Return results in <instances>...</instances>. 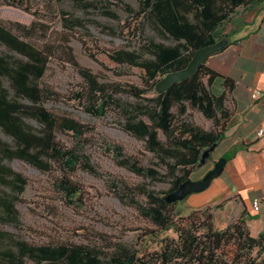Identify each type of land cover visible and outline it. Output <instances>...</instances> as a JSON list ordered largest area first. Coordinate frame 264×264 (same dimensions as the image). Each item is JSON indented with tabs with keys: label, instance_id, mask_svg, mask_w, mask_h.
<instances>
[{
	"label": "trees",
	"instance_id": "16d2710c",
	"mask_svg": "<svg viewBox=\"0 0 264 264\" xmlns=\"http://www.w3.org/2000/svg\"><path fill=\"white\" fill-rule=\"evenodd\" d=\"M136 1L142 24L170 42H150L145 46L149 59L126 49L109 55L118 65L145 71L149 89L132 87L129 90L143 103L133 108L123 107L114 98L117 88L110 89L102 78L79 68L75 61L72 65L86 80L84 111L94 117H104L110 107L124 110L128 119L125 130L144 141L148 150L165 165V175L153 169H148L146 175L167 180L171 185L168 194L190 178L205 149L224 139L232 118L228 101L234 83L205 64L195 76L172 85L165 93L150 99L142 96L154 89L159 77L186 68L198 50L226 38L220 29L239 8L264 0ZM85 5L90 7L91 3ZM64 21L71 28L82 24L79 19L65 18ZM34 27L0 22V46L6 49V53L0 54V187L3 189L0 221L5 222H18L16 200L27 186V179L7 162L20 161L42 173H49L56 164L74 171L80 156L60 145L57 134L73 133L80 139L89 130L72 117L53 114L44 107L50 92L41 86V81L57 48L33 42ZM190 109L213 121V127L206 130L189 120ZM159 132L164 134V142L159 139ZM223 157L229 161L227 156ZM82 159L83 166L92 171L87 158ZM136 171L143 173L144 169ZM58 187L71 199L79 195L69 179L61 180ZM144 194L147 201L140 207L141 213L159 230L152 237L158 239L159 232L168 231L177 236L162 238L158 251L141 253L121 244L111 252L96 245L34 244L0 231V264H264V232L257 238L252 237L243 216L219 230L210 207L177 216V203L167 204L153 191L145 190Z\"/></svg>",
	"mask_w": 264,
	"mask_h": 264
},
{
	"label": "rangeland",
	"instance_id": "374dc122",
	"mask_svg": "<svg viewBox=\"0 0 264 264\" xmlns=\"http://www.w3.org/2000/svg\"><path fill=\"white\" fill-rule=\"evenodd\" d=\"M87 3L91 6H86ZM138 11L136 0H0V22L34 25L32 41L42 47L57 48L41 81V86L50 92L44 107L89 128L80 139L73 133L57 134L60 145L80 156L74 171L56 164L49 173H42L20 161L7 162L27 179V186L16 200L18 222L0 221V231L34 244L96 245L105 252H111L118 244L141 253L153 252L160 250L162 238H177L173 231L159 232L158 239L152 237L159 230L140 209L147 201L145 190L164 197L170 189L167 180L146 175L148 169L165 175V165L148 150L144 141L125 130L128 119L124 110L110 107L104 117H94L84 111L86 80L72 65L75 61L79 68L102 78L110 89L117 88L114 98L123 107L133 108L143 103L129 90L132 87L149 89L145 71L118 65L109 58L114 51L126 49L149 59L144 48L150 42L170 44L142 24ZM65 18L79 19L82 24L77 28L66 27ZM1 53H6L2 46ZM156 96L153 89L142 97ZM188 114V119L196 125L206 130L213 127V121L205 119L200 112L190 109ZM159 139L166 140L162 132ZM83 156L92 171L83 166ZM219 159L211 155L204 166L194 169L190 179H202ZM137 168L144 172L138 173ZM64 178L77 188L76 198L65 196L59 189ZM198 196L201 193L178 202L176 215L186 216L196 210L194 202Z\"/></svg>",
	"mask_w": 264,
	"mask_h": 264
},
{
	"label": "crops",
	"instance_id": "0c3cea01",
	"mask_svg": "<svg viewBox=\"0 0 264 264\" xmlns=\"http://www.w3.org/2000/svg\"><path fill=\"white\" fill-rule=\"evenodd\" d=\"M220 33L229 43L206 65L234 83L228 101L232 118L213 153L229 161L194 208H212L219 230L243 216L257 238L264 232V138L257 135L264 126V2L239 8ZM217 85L221 89V81Z\"/></svg>",
	"mask_w": 264,
	"mask_h": 264
},
{
	"label": "water",
	"instance_id": "95a60500",
	"mask_svg": "<svg viewBox=\"0 0 264 264\" xmlns=\"http://www.w3.org/2000/svg\"><path fill=\"white\" fill-rule=\"evenodd\" d=\"M228 43V39L224 38L216 44L198 50L192 57L191 61L189 62L186 68L179 71L171 72L163 76L155 84L154 89L157 94H163L168 91L172 85L186 81L195 76L200 67L202 65H205L211 56L224 50ZM219 143L220 142H217L203 151L197 167L200 168L206 164V162L210 159L211 155H213V153L215 152ZM227 162V159L221 157L218 161L214 163V167L201 180L194 181L189 178L188 180L183 182L177 188V190L166 194L163 197L164 201L167 204H176L180 201H183L192 194L205 192L211 186L212 182L221 176L227 165Z\"/></svg>",
	"mask_w": 264,
	"mask_h": 264
},
{
	"label": "built area",
	"instance_id": "2783aa9c",
	"mask_svg": "<svg viewBox=\"0 0 264 264\" xmlns=\"http://www.w3.org/2000/svg\"><path fill=\"white\" fill-rule=\"evenodd\" d=\"M257 135L260 138H264V126L258 130ZM253 207L254 208H258L259 207V200L253 201Z\"/></svg>",
	"mask_w": 264,
	"mask_h": 264
},
{
	"label": "flooded vegetation",
	"instance_id": "af4514ba",
	"mask_svg": "<svg viewBox=\"0 0 264 264\" xmlns=\"http://www.w3.org/2000/svg\"><path fill=\"white\" fill-rule=\"evenodd\" d=\"M201 180V179H200ZM198 181V180H197Z\"/></svg>",
	"mask_w": 264,
	"mask_h": 264
}]
</instances>
